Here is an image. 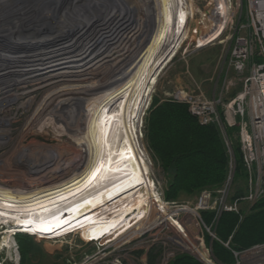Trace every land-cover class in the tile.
Masks as SVG:
<instances>
[{
    "label": "rangeland",
    "instance_id": "1",
    "mask_svg": "<svg viewBox=\"0 0 264 264\" xmlns=\"http://www.w3.org/2000/svg\"><path fill=\"white\" fill-rule=\"evenodd\" d=\"M15 1H18L17 4H19V0H13V2ZM20 2L23 3V0ZM4 3H10L9 6H12L14 10L4 9L2 7ZM84 3L90 4L91 2L86 3L84 1ZM89 4L87 7L92 9V7H89ZM104 5L105 2L103 0H98L96 3L97 7L95 6L96 8L94 7L92 10L104 9ZM27 6H30V4H27ZM0 8V21H13L9 25L0 24V35H7V38L11 42L17 43V45H13L8 53L1 50L0 62L9 65L7 62V56L9 55H36L31 57L33 59L31 62L18 65L10 64L7 68L10 69V73L17 72L18 74H22V76H13L12 78L15 80V84L8 90L11 102L10 107L13 113L9 120L12 135L7 146L0 151V159L6 160L9 165L8 170H0V176H3L7 182L0 184V190H2V188L5 189L8 186L6 185L8 182H14L13 180H7V177H19V180H25L24 182L27 181L26 179L32 177L35 170L30 169L28 171L26 169L27 164L36 165L37 163L44 162L53 153L61 151V149L68 150L76 146L85 128H87V123L95 113L94 105L92 106L93 99H90L94 95L91 94L100 91V89L107 85L120 84L121 81L124 82L130 77L145 56L144 54L151 44V40L150 38L147 39L150 29L148 26L147 28L145 27L147 36H144L143 39L134 37L136 36L134 35L135 33H129L132 30H125L126 33H121V37L117 36L115 41L110 40L111 36L109 34L107 35V33L112 29V23L116 24L117 21L120 22L124 17L127 19V16L129 17V14L131 15L132 12L133 15L131 16L134 19L137 18L133 5L130 2H127V0L125 2L116 0L114 5H110L109 7L110 9L113 8L111 13H109L113 16L112 20L108 25L100 28L103 33L106 31V34L104 33L105 39H102V44H98L99 53L92 55H59L61 59L56 60V55L48 54L54 44L52 41H47V37H50L47 35L48 33L44 35L46 37L44 40H42L43 38H39V35L49 28L41 27L37 29L33 27V24L27 23L26 25H21L18 23V19L25 16V14L22 16L19 13L23 5L15 4L13 6L9 0H0ZM9 11H17V13L15 14ZM68 12L65 13L67 15L63 18V21L59 23L61 26L68 27L69 25L80 22L77 19V15H74V12L70 11L71 15ZM86 13L88 14L89 11ZM120 25L122 24L120 23ZM26 27H30L28 31L23 29ZM17 30L22 31L19 33ZM48 31H51V29ZM13 32H18L15 37L11 36ZM104 40L113 42L107 45ZM217 47L220 49L219 55H196L195 53H187V55L183 56L181 51L173 60L171 59L172 61L170 60L167 63L155 79L147 96L144 111L139 119H137L136 124L139 149L147 159L146 164L148 165V170L146 173L137 181L134 180L128 183L114 197L101 198L92 204H88L86 210L78 214L75 218L62 223L57 228L48 229L38 234H20L30 237V241L34 247V251L27 255L25 264L83 263L88 256L96 253L95 245L87 243V240L96 241L99 237L102 238V236L108 238L118 236L123 233V227L129 226L132 222L131 219L137 217L135 215L136 212L139 211V214L141 213L142 208L147 202V197L150 195L149 184H147L148 189L146 193L142 192V188H144L143 184L146 183V175L148 173H151L156 179L165 195V192L173 182L174 175L163 168L162 162L148 144L145 132L148 110L155 100L159 102L170 100L178 89H186L185 85L188 82L194 85L189 74H192L194 79L197 76L199 80L206 81L205 84L210 86L208 88L209 91H212V88L216 87L220 98L226 103L231 102L241 92L243 87L242 80L248 76L249 70H246L240 75L230 69L227 65L228 55H226V48L223 46ZM40 54L45 55L38 56ZM125 55L132 56L128 58L129 60L126 59V61H123L126 57ZM1 59H6V61ZM105 63L112 67H115V63H120L118 71H115L107 79L108 81L106 83L91 87L90 89L75 84L74 80L79 79V76L90 72L95 73V70L102 68ZM87 96L89 99L86 98ZM75 135H77L76 140L73 139ZM230 138L232 149L233 146L238 147L237 128L230 133ZM243 178V172L236 174V182H241ZM218 188L209 187L205 188V190H217ZM203 190L195 195H181L176 200L171 201L181 204H193ZM111 198L116 199L115 202L118 206L116 215H111V211L114 209L111 204L102 205L104 202H110ZM254 205H241L242 208L240 210L243 219L251 213ZM93 234L97 235L94 236ZM33 235H39V237L44 239H37ZM208 240V244L212 247L213 251L215 244H218L226 250L219 242L213 241L211 243L210 239ZM162 254L163 248L161 247H156L154 250H149L148 252L147 249L140 248L134 252V258H127L135 264H160ZM175 260H172L170 264ZM230 260H232L231 257Z\"/></svg>",
    "mask_w": 264,
    "mask_h": 264
},
{
    "label": "built area",
    "instance_id": "2",
    "mask_svg": "<svg viewBox=\"0 0 264 264\" xmlns=\"http://www.w3.org/2000/svg\"><path fill=\"white\" fill-rule=\"evenodd\" d=\"M84 1L72 0L65 13L82 12L87 6ZM175 5V13L182 9L186 18L177 19L176 26L181 25L179 40L167 53L173 55L172 60L181 51L185 56L207 47L223 46L230 69L240 75L249 70L242 80L241 92L229 103L222 98L209 99L200 90L191 89H178L170 99L186 104L201 125L217 127L230 157L226 179L217 190L204 189L195 203L181 204L168 201L148 173L142 192L146 193L149 184L150 195L141 213L136 212L137 217L123 227L122 234L87 240L95 245L96 253L81 264H135L127 257L134 258L140 248L148 252L156 247L163 248L160 264H170L179 255L192 256L201 264H264V242L237 249L232 245L233 235L224 241L216 230L224 214L238 215L242 221L241 205H254L264 199V0H179ZM3 66L0 62V151L12 135L8 90L15 82L3 73ZM233 128L238 129L242 154L241 182H236L237 162L228 133ZM142 155L147 162L143 152ZM8 166L6 160L0 159V170L6 171ZM3 183L6 181L0 176V184ZM1 211L0 208V264H22L16 237L29 233L22 232L23 228ZM208 239L226 248L232 260L217 259Z\"/></svg>",
    "mask_w": 264,
    "mask_h": 264
},
{
    "label": "bare ground",
    "instance_id": "3",
    "mask_svg": "<svg viewBox=\"0 0 264 264\" xmlns=\"http://www.w3.org/2000/svg\"><path fill=\"white\" fill-rule=\"evenodd\" d=\"M20 1L17 4L18 1L9 0L13 6L23 5V8L19 10L23 16L27 14L24 10L31 0H23V3ZM85 1L91 2L88 3L89 7L94 9L98 0ZM103 1L105 8L108 9L106 17L111 21L113 16L109 14L111 13L109 7L114 5L116 0ZM122 1L125 2V0ZM127 2L133 5L137 18L134 19L131 16L132 12L127 19L126 17L121 19V24L127 28L125 30H132L129 33H135L134 37L143 39L147 36L145 27L150 28L147 39L150 38L151 44L141 62L124 82L107 85L91 94L94 95L90 99H93L92 106L94 105L95 113L87 123V128L76 146L68 150L61 149L44 162L35 163L36 165L27 164L28 171L35 170L31 178L24 182L25 180H19V177H7V180L14 182H8L6 184L8 186L0 190L2 215L12 219L16 226H21L24 233L38 234L59 227L86 210L88 204L101 198L114 197L128 183L137 181L148 170L146 160L139 149L137 119L144 111L147 96L155 79L173 57L167 53L171 45L174 44L176 47L179 40L181 25L178 23L176 26L177 19L179 17L184 21L186 14L182 9H178L175 13L174 7L179 0H127ZM9 4L4 3L2 7L6 10H14ZM87 6L83 8V11L92 12L93 10ZM9 12L17 13V11ZM68 13L70 14V11ZM34 14L29 13L27 17H33ZM74 15H76L75 12ZM103 17H98V20H102ZM59 21L58 23L62 22V20ZM58 25L47 28L61 33L74 32L73 34L83 29L81 22L68 27ZM29 28L23 29L28 31ZM18 32H13L11 36L15 37ZM125 56L123 61L132 55ZM31 60L23 61L7 56L9 65L28 63ZM119 64L115 63V67H112L105 63L102 68L95 70V73L90 72L79 76V79L74 80L75 84L90 89L106 83L107 79L118 71ZM88 96L87 99H89ZM76 137L77 135L73 139L76 140Z\"/></svg>",
    "mask_w": 264,
    "mask_h": 264
},
{
    "label": "trees",
    "instance_id": "4",
    "mask_svg": "<svg viewBox=\"0 0 264 264\" xmlns=\"http://www.w3.org/2000/svg\"><path fill=\"white\" fill-rule=\"evenodd\" d=\"M146 138L163 168L174 175L173 182L165 192L166 199L176 200L181 195H195L205 188L220 187L227 176L230 157L227 147L215 125L203 126L192 116L186 104L155 100L146 116ZM236 130L229 129L228 133ZM232 146V145H231ZM238 172H243L240 144L233 146ZM116 199L102 205H112L111 215H116ZM220 239L227 241L233 234L232 244L246 249L264 242V199L257 202L251 213L242 221L238 215L224 214L218 224ZM18 243L22 264L34 251L30 237L19 235ZM214 252L222 262H230V254L218 244ZM172 264H200L195 258L183 255Z\"/></svg>",
    "mask_w": 264,
    "mask_h": 264
},
{
    "label": "water",
    "instance_id": "5",
    "mask_svg": "<svg viewBox=\"0 0 264 264\" xmlns=\"http://www.w3.org/2000/svg\"><path fill=\"white\" fill-rule=\"evenodd\" d=\"M72 2V0H40L35 1L31 0L30 1V6H26L25 10L27 14L25 15L26 17H20L18 20V23L21 25H26L27 23L33 24L34 28H41V27H56L60 22L59 20L61 19L63 21L64 14H65V9L66 7ZM111 8L110 10H112ZM108 9H103L101 8L96 9L92 11L90 14L85 13L84 11L76 14L77 19L80 20L81 22V28L79 32L73 34L74 32H59L56 30H45L43 33L39 35V38H43L44 40L46 37H44L45 34L49 35L50 37H47V41H52L54 44L51 47V51L48 52V54L51 55H56L57 59L59 58V55H75V54H82V55H92L99 53L98 52V44H102V39H105L104 33L101 31V27L105 26L110 22L107 21L108 19L105 17L107 14ZM87 12V11H86ZM29 13H35L33 17L29 16ZM91 14H93L96 17H93ZM103 17V19L98 20V17ZM108 16V15H106ZM13 21L7 22V20H2L0 21V24H8L12 23ZM121 22H116V24L112 23L111 25L113 26L111 30L107 33L111 36L110 40L115 41L117 36H120L121 32H125V27L123 25H120ZM100 29V30H99ZM108 30V29H107ZM66 33V34H65ZM106 34V33H105ZM38 35V34H37ZM7 35H0V52L3 50L4 52L8 53L12 49L13 45H17L15 42H11L7 38ZM114 37V39H112ZM121 37V36H120ZM7 38V39H6ZM37 38V39H39ZM109 38V37H107ZM106 38V39H107ZM96 41V42H95ZM106 41L107 45L112 43L113 41L109 40H104ZM106 45V46H107ZM104 46V47H106ZM76 51V52H75ZM45 54H40L38 56H42ZM13 56V55H9ZM36 56V55H15L16 59H22L23 61H28L31 60V57ZM9 65L7 63L4 64L3 66V73L8 76L9 79H12L15 81L12 77L13 76H22V74H18L17 72L15 73H10V69H7ZM21 72H26V71H21ZM15 84V83H13Z\"/></svg>",
    "mask_w": 264,
    "mask_h": 264
},
{
    "label": "crops",
    "instance_id": "6",
    "mask_svg": "<svg viewBox=\"0 0 264 264\" xmlns=\"http://www.w3.org/2000/svg\"><path fill=\"white\" fill-rule=\"evenodd\" d=\"M219 50H220L219 47L212 46V47H207L205 49H202V50L196 52L195 54L196 55H219L220 54ZM188 73H190V72H188ZM194 75H195V73H194ZM189 77L193 80L194 85L192 83L188 82V84L185 85L186 89L200 90L209 99L220 98V94H218V89H216V87H213L212 91H209L208 88L210 86L205 84L206 81L199 80V78H197V76H195L196 79H194L192 74H189Z\"/></svg>",
    "mask_w": 264,
    "mask_h": 264
}]
</instances>
